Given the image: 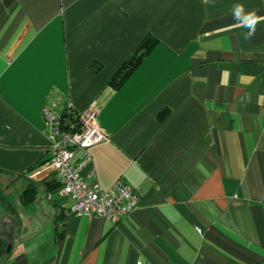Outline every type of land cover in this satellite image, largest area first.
I'll list each match as a JSON object with an SVG mask.
<instances>
[{
	"label": "crops",
	"instance_id": "crops-1",
	"mask_svg": "<svg viewBox=\"0 0 264 264\" xmlns=\"http://www.w3.org/2000/svg\"><path fill=\"white\" fill-rule=\"evenodd\" d=\"M46 106L97 112L126 219L71 215ZM0 264H264V0H0Z\"/></svg>",
	"mask_w": 264,
	"mask_h": 264
},
{
	"label": "built area",
	"instance_id": "built-area-1",
	"mask_svg": "<svg viewBox=\"0 0 264 264\" xmlns=\"http://www.w3.org/2000/svg\"><path fill=\"white\" fill-rule=\"evenodd\" d=\"M42 113L52 140L48 166L59 184V195L73 201L71 215L99 218L113 225L126 219L138 204L137 189L118 180L108 190H101L92 172L83 174L92 163L89 149L106 140L98 126L97 112L91 109L73 115L76 121L67 124L62 122L67 112L55 113L46 106Z\"/></svg>",
	"mask_w": 264,
	"mask_h": 264
},
{
	"label": "trees",
	"instance_id": "trees-1",
	"mask_svg": "<svg viewBox=\"0 0 264 264\" xmlns=\"http://www.w3.org/2000/svg\"><path fill=\"white\" fill-rule=\"evenodd\" d=\"M152 41L150 39H145L139 49H138V56L136 58L131 59L130 62L127 63V65H124L120 70L118 71L116 77L114 78L115 84L118 86L124 81L126 74L132 71L134 67H136L139 64V61H141V58L148 52V50L151 48ZM69 121H76L73 119V116L71 114H64L62 117V122L68 123Z\"/></svg>",
	"mask_w": 264,
	"mask_h": 264
},
{
	"label": "clouds",
	"instance_id": "clouds-1",
	"mask_svg": "<svg viewBox=\"0 0 264 264\" xmlns=\"http://www.w3.org/2000/svg\"><path fill=\"white\" fill-rule=\"evenodd\" d=\"M241 13H242V9L238 6V7L235 9V16H236L237 19H240V17H241ZM244 23H245V25H246L247 27H250V28H251V27L253 26V24H254V21L249 22L248 18L245 17V18H244ZM251 34H252L251 32L248 33V35H251Z\"/></svg>",
	"mask_w": 264,
	"mask_h": 264
}]
</instances>
